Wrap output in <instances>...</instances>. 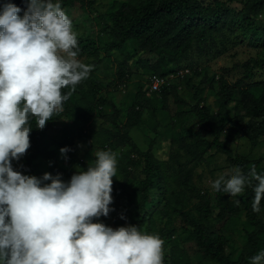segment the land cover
Listing matches in <instances>:
<instances>
[{
    "label": "rangeland",
    "instance_id": "obj_1",
    "mask_svg": "<svg viewBox=\"0 0 264 264\" xmlns=\"http://www.w3.org/2000/svg\"><path fill=\"white\" fill-rule=\"evenodd\" d=\"M115 0H94L87 9L76 7L62 8L72 21V30L77 34L79 48L78 59L91 66L86 80H83L84 90L79 94L82 100L78 108L70 115L56 121L46 133L49 142L50 156L39 160L29 176L40 178L44 173L53 176L61 175L67 182L77 168L84 170L95 159L99 150H110L117 157V171L113 177L110 205L113 211L107 217H100L93 222H102L112 228L131 225L133 219V204L138 201L137 188L144 178L142 156L150 152L161 168L165 185L166 216L156 213L153 230L168 229L171 235L164 240V257H169L172 249L183 253L191 264H218L199 256L195 252V243L191 235V227L186 225L181 211H190L195 215V209L201 199L211 204L212 213L208 224L213 230L225 237L224 251L236 259L244 247L246 232L250 226L245 218L242 203H236L240 195L231 197L227 193H216L211 183L221 175L227 176L233 169L225 155L214 149H207L203 141L195 136L210 141L212 134L195 116L193 106H207L214 114L217 110L216 86L205 83L195 91L192 82L196 81V73L207 72L215 79L223 77L234 84L241 79V87L258 84L264 88V72L253 70V77L243 78L245 69L241 64L251 58H264V41L244 37L235 28L224 29L215 36L214 41L198 43L180 64V69H190L191 75L186 78L171 80L172 86L166 93H150L149 81L153 73L147 68L136 69L134 60H129L128 80L118 82L117 69L123 54L115 53L110 57L98 53L81 52L84 41H95L98 48L103 46L108 38V15L110 4ZM136 1V0H118ZM203 5H211L215 1L224 2L232 11L242 10L249 0H198ZM257 21H264V6L257 16ZM102 89L101 96L114 103L120 110L117 121L108 107L95 109L92 114L83 107L92 102L89 96V80H93ZM188 80L190 82H188ZM141 91L147 97L150 109L141 112L138 124L128 133L129 139L123 140L117 132L116 125L126 120L132 109L135 94ZM258 92V91H257ZM176 97L178 99H176ZM238 98V93L234 99ZM233 102L228 107L233 106ZM71 142L73 149L72 162L64 159L59 149L67 147ZM108 148H105V146ZM234 154L249 160L264 159V137L256 145L242 138L231 144ZM45 181L44 183H48ZM224 202L235 203L233 210H227V218L218 217ZM182 206V207H180ZM179 209V210H178ZM159 215V216H158ZM121 216L124 219H121ZM264 221V213L261 216ZM157 234V233H156ZM264 237V234L263 236Z\"/></svg>",
    "mask_w": 264,
    "mask_h": 264
},
{
    "label": "clouds",
    "instance_id": "obj_2",
    "mask_svg": "<svg viewBox=\"0 0 264 264\" xmlns=\"http://www.w3.org/2000/svg\"><path fill=\"white\" fill-rule=\"evenodd\" d=\"M20 12L9 0L0 4V264H164L158 234L93 222L114 210V152L97 151L67 182L59 173L36 178L13 169L11 161L30 147V121L43 129L91 71L78 59L77 34L61 0H27ZM69 151L59 149L64 159ZM246 186L254 192L252 211L259 213L264 173L255 165L246 175L236 166L211 183L214 192L231 197ZM250 264H264V250Z\"/></svg>",
    "mask_w": 264,
    "mask_h": 264
},
{
    "label": "trees",
    "instance_id": "obj_3",
    "mask_svg": "<svg viewBox=\"0 0 264 264\" xmlns=\"http://www.w3.org/2000/svg\"><path fill=\"white\" fill-rule=\"evenodd\" d=\"M94 0H61L62 8L76 7L84 10L93 4ZM233 2L235 0H228ZM21 9L18 13L21 17L27 7V0H9ZM5 0H0V4ZM264 6V0H249L247 5L239 11H232L225 6L224 2L215 1L211 5H203L198 0H136V1H113L107 11L108 15V38L103 46L98 48L95 41H84L80 48L81 52L98 53L110 57L115 53L123 54L119 62L117 75L120 86L128 80V62L134 60L136 69L147 68L154 75H176L180 64L198 43L214 41L217 34L224 29L235 28L244 37L252 40L264 41V21H257V16ZM245 69L243 78L253 77V70L264 72V58H251L241 64ZM189 72L183 76L176 75L175 78H186ZM184 70V69H183ZM241 79L231 84L223 77L215 79L206 71L196 73V81L192 82L195 91L205 83L216 86L217 110L213 114L209 107L193 106L196 118L205 125L212 139L205 140L195 134L205 144L207 149H214L225 155L229 165L234 168L239 166L246 175L252 165H255L258 173H264V159L249 160L238 154H234L231 144L246 138L252 145H256L260 138L264 137V88L258 84L254 86L241 87ZM188 82H190L188 80ZM172 86L170 83L160 91L153 94H164ZM84 90L82 81L76 86L69 99L63 105V111L46 122L43 129L35 128V121L31 120L32 131L29 134L30 147L19 159L11 161L13 169L20 171L23 175H30L36 163L50 156L49 142L46 133L51 126L66 115L72 114L79 106L82 97L79 95ZM68 92L69 89H63ZM102 89L93 80H89V96L93 103L83 107L85 114L101 107H108L113 113V120L117 121L120 110L118 107L102 97ZM258 91V92H257ZM238 98L234 99L235 93ZM176 99H178L176 97ZM147 97L138 91L133 99L132 109L128 112L126 120L116 125L118 135L122 139H129V131L136 126L140 120L141 112L150 109ZM233 102L232 107H228ZM68 148L73 149L71 142H67ZM105 148H108L106 145ZM71 152L67 154V160L72 162ZM144 178L137 188L138 201L133 204V219L131 225L148 234H158L164 241L171 235L168 229L153 230L156 213L166 216L163 208L165 202V185L162 172L157 161L150 152L142 156ZM87 168V166H86ZM85 168V169H86ZM84 169V170H85ZM253 184L255 182L253 181ZM254 192L251 186H246L238 201L242 203L245 210V218L250 226L246 232L245 244L238 257L233 259L224 251L225 237L208 224L211 216V204L201 199L200 205L195 209V215L190 211H181L186 225L191 227V235L195 243V252L208 260L218 264H250V258L260 250H264V221L261 216L264 213V199L261 201V211H252ZM235 203L224 202L218 217L222 220L227 218V210H233ZM182 207V206H180ZM179 210V209H178ZM158 215V216H159ZM164 264H191L190 260L183 254L172 249L169 257H164ZM197 264H204L198 262Z\"/></svg>",
    "mask_w": 264,
    "mask_h": 264
},
{
    "label": "built area",
    "instance_id": "obj_4",
    "mask_svg": "<svg viewBox=\"0 0 264 264\" xmlns=\"http://www.w3.org/2000/svg\"><path fill=\"white\" fill-rule=\"evenodd\" d=\"M187 69L179 71L177 74L183 76L185 73H188ZM176 74V75H177ZM176 75L169 74V75H152L148 85V91L150 93L160 91L164 86L170 84L171 80L175 79Z\"/></svg>",
    "mask_w": 264,
    "mask_h": 264
}]
</instances>
